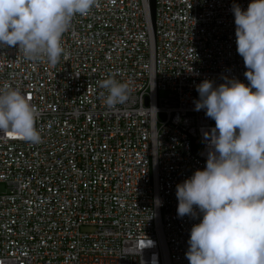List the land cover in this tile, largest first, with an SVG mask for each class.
<instances>
[{"label": "built area", "instance_id": "built-area-1", "mask_svg": "<svg viewBox=\"0 0 264 264\" xmlns=\"http://www.w3.org/2000/svg\"><path fill=\"white\" fill-rule=\"evenodd\" d=\"M251 2L155 0L153 28L148 0H100L73 19L55 66L0 47V88L29 97L42 135L0 134V264H189L202 214L179 218L176 190L205 169L215 127L194 110L196 86L249 83L232 7ZM108 78L131 89L113 110Z\"/></svg>", "mask_w": 264, "mask_h": 264}, {"label": "clouds", "instance_id": "clouds-1", "mask_svg": "<svg viewBox=\"0 0 264 264\" xmlns=\"http://www.w3.org/2000/svg\"><path fill=\"white\" fill-rule=\"evenodd\" d=\"M100 0H0V47H17L28 60L51 65L69 53L62 44L76 16H87ZM237 52L247 85L223 77L216 85L196 86L195 111H205L215 127L204 133L207 163L177 185V214L200 223L191 228L189 264H264V0L247 10L232 7ZM107 109L124 105L130 86L108 78L100 82ZM38 109L28 96L8 85L0 88V134L39 144ZM154 204L161 207L159 197ZM149 247L153 246L151 240ZM153 264H155V257Z\"/></svg>", "mask_w": 264, "mask_h": 264}, {"label": "water", "instance_id": "water-1", "mask_svg": "<svg viewBox=\"0 0 264 264\" xmlns=\"http://www.w3.org/2000/svg\"><path fill=\"white\" fill-rule=\"evenodd\" d=\"M149 14L151 18L152 27L154 28V17H155V0H148Z\"/></svg>", "mask_w": 264, "mask_h": 264}, {"label": "rangeland", "instance_id": "rangeland-1", "mask_svg": "<svg viewBox=\"0 0 264 264\" xmlns=\"http://www.w3.org/2000/svg\"><path fill=\"white\" fill-rule=\"evenodd\" d=\"M94 230L93 227H82L81 231L82 232H92Z\"/></svg>", "mask_w": 264, "mask_h": 264}]
</instances>
